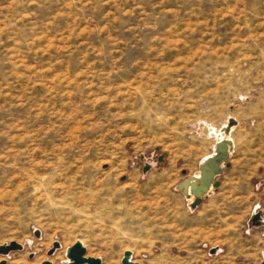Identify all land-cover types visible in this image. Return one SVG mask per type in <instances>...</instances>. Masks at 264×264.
<instances>
[{
  "label": "rangeland",
  "instance_id": "obj_1",
  "mask_svg": "<svg viewBox=\"0 0 264 264\" xmlns=\"http://www.w3.org/2000/svg\"><path fill=\"white\" fill-rule=\"evenodd\" d=\"M76 240L100 264L259 263L264 0H0V245H22L0 260Z\"/></svg>",
  "mask_w": 264,
  "mask_h": 264
},
{
  "label": "water",
  "instance_id": "obj_2",
  "mask_svg": "<svg viewBox=\"0 0 264 264\" xmlns=\"http://www.w3.org/2000/svg\"><path fill=\"white\" fill-rule=\"evenodd\" d=\"M218 150L224 151V144L222 142H219L217 145ZM226 157V155H225ZM224 157V158H225ZM217 159V158H215ZM213 159L210 164L213 168V171L205 170L204 168H200V174L197 180H191L188 182V178L180 183V186L183 188H186L187 186L190 187L191 192L195 196V199L191 203L192 207H195L197 204L201 202V194L204 193L213 179L214 170L217 172L221 171V168L216 167V161ZM218 181L212 182L213 186L218 185ZM258 218V216H256ZM255 217V218H256ZM35 234H38V231L35 230ZM59 246V243L57 241H54L52 243V248L48 250V254H52V252ZM22 248V245L17 243L16 241H10L9 243L1 244L0 245V254H6L11 250H19ZM85 254V248L82 245V243L79 240H76L74 244L71 246H68L66 248L65 256L67 258V261L63 264H100V258L99 257H92V256H84ZM121 262L123 264H138L137 262H134L130 260V251L126 250L123 253ZM0 264H6L5 260H0ZM19 264V263H18ZM40 264H52V262L48 259L43 260ZM258 264H264V254L262 255L261 261Z\"/></svg>",
  "mask_w": 264,
  "mask_h": 264
},
{
  "label": "bare ground",
  "instance_id": "obj_3",
  "mask_svg": "<svg viewBox=\"0 0 264 264\" xmlns=\"http://www.w3.org/2000/svg\"><path fill=\"white\" fill-rule=\"evenodd\" d=\"M223 144H224V151H220L218 150V147L216 149V154L211 156V157H208L201 165H200V168H204L205 170H210V171H213V168L210 164V162L215 159L216 161V167L219 168L221 163H222V160H224L225 158V155L228 154V150H229V147L227 145V142L226 141H221ZM200 168H199V174H200ZM216 173V171L214 170V174ZM199 177V176H198ZM197 177V178H198ZM197 178H194V177H189L188 178V182L191 181V180H196ZM189 187V186H187ZM67 261V258L65 260H63V263H65Z\"/></svg>",
  "mask_w": 264,
  "mask_h": 264
},
{
  "label": "crops",
  "instance_id": "obj_4",
  "mask_svg": "<svg viewBox=\"0 0 264 264\" xmlns=\"http://www.w3.org/2000/svg\"><path fill=\"white\" fill-rule=\"evenodd\" d=\"M264 254V253H263ZM261 261V259L259 260V262Z\"/></svg>",
  "mask_w": 264,
  "mask_h": 264
}]
</instances>
